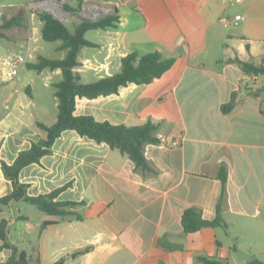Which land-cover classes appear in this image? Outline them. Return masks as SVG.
Instances as JSON below:
<instances>
[{
	"label": "crops",
	"instance_id": "obj_1",
	"mask_svg": "<svg viewBox=\"0 0 264 264\" xmlns=\"http://www.w3.org/2000/svg\"><path fill=\"white\" fill-rule=\"evenodd\" d=\"M29 1L0 4V19ZM64 3L63 22L73 25L71 32L84 19L118 17L115 26L85 32L95 46L78 51L74 73L80 82L118 73L122 57L132 52H159L174 59L152 82L130 83L117 93L95 98H76V115L126 126L148 119L157 122L155 135L160 141L144 145L150 168L142 169L104 142L74 130L63 131L51 153L20 170L19 180L27 184L30 196L65 186L56 199L81 202L69 208L81 218L57 217L33 204L10 202L0 207L8 240L28 253L29 264L60 260L62 264H203L202 256L230 264L238 250H242L240 262L249 264L243 245L228 241V236L238 241L249 235L262 239L258 250L251 247L253 242L247 244L248 253L260 261L264 253V74L245 73L229 59L264 66V0ZM29 14L28 36L11 41L22 43L0 38V160L8 164L39 139L42 132L36 122L51 125L58 113L53 84L62 78L61 70L36 71L27 64L38 56L63 58L66 50L59 41L53 47L61 52L59 56L42 52V22ZM14 56L24 58L15 76L6 64ZM22 67L25 71L19 76ZM233 91L237 92L235 106L222 112ZM181 136L180 145H169ZM221 166L226 170L221 200L226 228L184 232L181 216L188 207L198 208L205 219L215 217L222 191ZM11 191L12 183L0 167V197ZM45 220L56 223L42 227ZM169 243L178 247L169 248ZM10 255L11 249L0 248V264Z\"/></svg>",
	"mask_w": 264,
	"mask_h": 264
},
{
	"label": "trees",
	"instance_id": "obj_2",
	"mask_svg": "<svg viewBox=\"0 0 264 264\" xmlns=\"http://www.w3.org/2000/svg\"><path fill=\"white\" fill-rule=\"evenodd\" d=\"M81 1V0H79ZM26 5L10 9L2 14L0 19V38L9 41H22L28 36L30 23ZM37 17L42 22L41 37L48 42L60 41V48L66 50L63 58L51 59L38 56L37 61L28 63L27 67L36 71L44 68L60 69L62 78L53 84L54 94L58 99L57 118L51 125L36 122V127L42 132L39 139L33 141L28 149L18 152L14 161L10 164L0 160V167L4 176L12 183V191L0 197V207L10 202L22 201L35 205L39 210L48 214L64 217L69 214H76L77 219L81 216L70 210L81 202L57 200L58 194L65 186L56 188L49 193L30 196L27 194V184L19 180L20 170L31 163H39L42 156L51 153L52 144L65 130H74L80 136L88 137L98 143L104 142L112 149L127 154L136 166L142 169H149V164L144 155L146 143L159 142L155 135L159 124L148 119L141 125L126 126L124 124H113L109 121L96 120L92 115H76L74 113L76 98H95L100 95L117 93L118 90L130 83L142 84L152 82L168 70L174 62L173 58H163L159 52H149L138 55L135 52L128 53L121 59V70L118 73L104 76L94 82L82 83L74 73L77 66V54L82 46H95L88 41L84 34L89 29L105 28L115 26L118 17L115 14L107 15L96 20L84 19L73 32L69 31L65 23L59 20L52 13L38 10ZM237 63L240 68L248 74H264V66L249 63L235 57L229 59ZM237 92L231 93L230 100L222 104V112L230 111L236 104ZM264 113V111H263ZM218 177L221 181L222 191L216 205V215L213 219L202 217L201 211L196 207L184 209L181 216V225L186 233H193L202 227L221 226L226 224L221 215V200L226 182L225 167L219 168ZM56 220H45L42 227L55 224ZM0 248L11 249V255L2 264H29L30 256L24 249L11 243L7 238V220H0ZM169 248L177 245L166 244ZM203 264H227L217 259L199 257ZM157 264H165L159 261Z\"/></svg>",
	"mask_w": 264,
	"mask_h": 264
},
{
	"label": "rangeland",
	"instance_id": "obj_3",
	"mask_svg": "<svg viewBox=\"0 0 264 264\" xmlns=\"http://www.w3.org/2000/svg\"><path fill=\"white\" fill-rule=\"evenodd\" d=\"M9 1L20 2V0H0V4H4V3L9 2ZM64 4L65 3H63V5H60V9L62 11V17H61L62 20L66 16V13H65V10H64ZM44 11H47V10H44ZM27 12H29L30 14H34V15L36 14V12L32 13V11H29V10ZM47 12H49V11H47ZM67 27H68L69 30H73L74 29L73 25H71L70 23L67 24ZM40 41L42 43L41 50L47 56H59L60 55L61 52L58 51V50H54V48H53L54 47V44L55 45L58 44L59 41L48 42V41L43 40L42 38L40 39ZM8 42L10 44H12V43H22V42H11V41H8ZM15 52H17V51H15ZM20 54L26 56V59L27 60H31L28 57V53L26 51H22ZM24 71H25V69H24V67H22L21 70H20V72H19V76H21ZM24 77H25V74H24ZM32 207L34 209H36L35 206L32 205ZM39 213H41V212H39ZM230 232L233 234L235 232V229L232 227V229L230 230ZM228 235H230V234H228ZM220 237L221 238H224V235H220ZM228 239H229L228 241H230V239H232L231 242H233L234 244H237V242H239L240 244H238V245H243V247H242L243 248V251H246V253L248 254V257L250 256L249 264H250V261L252 260V256L254 254L253 253H248L249 248H248L247 244L249 242H253L251 247L253 249H255V250H258L261 247V240H262V239L258 238L257 236L256 237H252V236H249V235L243 236V238L242 239H239L238 241L235 238H231V236H228ZM241 254H242V250H238L236 253L234 252V255L232 256V258H234L236 261H232L230 264H242L240 262V260H239ZM261 254H263V255H260L261 257L259 256L261 258L260 261L262 263H264V253H261Z\"/></svg>",
	"mask_w": 264,
	"mask_h": 264
},
{
	"label": "built area",
	"instance_id": "obj_4",
	"mask_svg": "<svg viewBox=\"0 0 264 264\" xmlns=\"http://www.w3.org/2000/svg\"><path fill=\"white\" fill-rule=\"evenodd\" d=\"M65 0H30L26 4V8L29 11H32V13L37 12L38 10H49L47 7L51 5H56L58 7V10H60V13H57L60 18L62 17V11L60 9V5H63ZM53 12V11H52ZM56 14V13H54ZM235 19L239 18L240 15H235ZM228 21H224V25H227ZM24 61V58L22 56H14L7 60L6 64L8 65L11 75H17L18 71V65ZM182 141V136L174 139L169 143L170 146H177L180 145V142Z\"/></svg>",
	"mask_w": 264,
	"mask_h": 264
},
{
	"label": "water",
	"instance_id": "obj_5",
	"mask_svg": "<svg viewBox=\"0 0 264 264\" xmlns=\"http://www.w3.org/2000/svg\"><path fill=\"white\" fill-rule=\"evenodd\" d=\"M87 3H89V2H86L85 4H87ZM47 11H49L50 13H52V14H53L54 16H56L59 20L63 21V20L60 18V16H58L57 14H54V12H52V11H50V10H47ZM62 262H63V261L60 260V261H58V262L55 263V264H62ZM250 264H264V263L258 261L256 258L252 257V260L250 261Z\"/></svg>",
	"mask_w": 264,
	"mask_h": 264
},
{
	"label": "bare ground",
	"instance_id": "obj_6",
	"mask_svg": "<svg viewBox=\"0 0 264 264\" xmlns=\"http://www.w3.org/2000/svg\"><path fill=\"white\" fill-rule=\"evenodd\" d=\"M50 11H53L54 13H60V10H58V7L56 5H51L47 7Z\"/></svg>",
	"mask_w": 264,
	"mask_h": 264
}]
</instances>
